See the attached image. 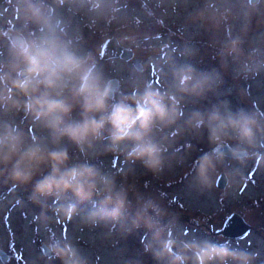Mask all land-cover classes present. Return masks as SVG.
<instances>
[{"label":"clouds","instance_id":"obj_1","mask_svg":"<svg viewBox=\"0 0 264 264\" xmlns=\"http://www.w3.org/2000/svg\"><path fill=\"white\" fill-rule=\"evenodd\" d=\"M13 7L19 19L0 37V177L29 189L42 227L50 213L76 221L90 246L147 236L138 252L113 244L114 264H144V256L153 264H264V242L249 248L189 232L164 198L139 187L141 174L159 178L188 163L191 155L175 150L181 135L208 145L186 185L199 192L211 190L217 175L231 187L264 153V114L233 106L224 87L226 76L234 83L264 78V0H152L154 14L189 34L162 62L115 0H14ZM68 9L145 59L127 75L117 61H101L78 39ZM193 29L207 39L216 66L194 62L201 49ZM150 63L159 87L145 75ZM210 97L214 103L200 106ZM111 157L123 167L101 164ZM31 264L95 260L79 240L53 233Z\"/></svg>","mask_w":264,"mask_h":264},{"label":"rangeland","instance_id":"obj_2","mask_svg":"<svg viewBox=\"0 0 264 264\" xmlns=\"http://www.w3.org/2000/svg\"><path fill=\"white\" fill-rule=\"evenodd\" d=\"M115 3L118 6V12H123L131 18V26L141 34L145 49L158 46L157 59L161 62L167 58L170 51L189 38V34H186L182 27H177L171 20L159 14H154L151 7L152 0H115ZM1 14L7 25H10V20L13 24L18 16L13 4ZM66 14L72 17V23L78 25L82 31V37L78 39H82L88 47L94 48L100 59L101 47L107 39L114 36L109 34L108 29L97 31L85 18L74 16L71 9H68ZM151 17L153 19H147ZM191 35H195V29L192 30ZM192 42L201 49L200 55L194 61L198 67L216 66L213 50L203 34L195 35ZM135 54L142 60L147 55L146 52L137 51ZM115 61L123 65L125 69L123 75H127V68L133 66L132 62ZM145 75L155 86L162 85L163 81L155 63L149 64ZM225 81L226 96L232 101L233 106L250 105L264 114V78L256 83L245 81L234 83L229 76H226ZM242 92L247 99L241 98ZM214 102L215 98L210 97L209 101L202 102L200 106H208ZM29 134H35V130ZM260 147L264 149L262 144ZM175 150L178 153L190 154L191 159L188 163L159 178L141 174L139 187L143 191L158 194L164 198L165 203L178 215L180 223L186 226L187 231L194 230L198 235L224 241L226 239L215 232L222 227L225 216L234 211L243 214L245 221L253 226L264 227V153L257 154V160L248 164L242 178H239L231 187L219 188L217 182L220 175H217L215 186L211 190L199 192L189 189L186 185L190 176L191 163L199 154L208 150L207 143L191 135H181L176 139ZM101 164L116 170L123 167L119 157L108 158L106 161H101ZM28 191L27 188L14 185L6 177H0V248L9 256L6 261L0 258V264H31L32 259L40 254L46 237L53 233L65 234L79 240L80 246L88 249L93 255L95 264H114L117 249L112 246L113 244L118 243L119 247L126 246L130 252H138L142 241L147 239L145 234L137 233L124 242L114 240L107 246L99 243L90 246L89 233H82L76 221L63 222L52 217L51 213L50 221L45 229L40 222L41 209L34 207L28 201ZM210 228L215 231L214 235ZM231 241L238 246L256 248L258 242H264V234L259 232L251 234L244 240ZM144 264H153L151 257L144 256Z\"/></svg>","mask_w":264,"mask_h":264},{"label":"water","instance_id":"obj_3","mask_svg":"<svg viewBox=\"0 0 264 264\" xmlns=\"http://www.w3.org/2000/svg\"><path fill=\"white\" fill-rule=\"evenodd\" d=\"M134 54L135 52L133 49H128L125 46H118L114 37L108 39L102 49V58L104 60L120 59L126 62L132 61L133 65H136L141 60L134 59ZM262 145L264 146V144ZM217 186L221 189H224L226 187V179L220 176L217 182ZM242 228L245 232H248L251 227L240 214L234 213L226 219L224 227L220 232H217V235L239 238L245 234L244 233L241 235L240 231ZM0 258L2 259V261H6L9 259L7 253L1 248Z\"/></svg>","mask_w":264,"mask_h":264},{"label":"flooded vegetation","instance_id":"obj_4","mask_svg":"<svg viewBox=\"0 0 264 264\" xmlns=\"http://www.w3.org/2000/svg\"><path fill=\"white\" fill-rule=\"evenodd\" d=\"M12 4H14V0H0V19L2 20L3 18H4V16L1 14V13H4V11H6L7 10V8H11L12 7ZM17 10L15 9V12H16ZM53 12H55V9H53ZM1 15H2V17H1ZM19 19V15L17 16V19L15 20V21H13L14 23H16V21ZM3 22H5V20L3 19L2 20ZM10 22V25H8V28L7 29H5V28H3V27H0V37H3L4 36V34L7 32V31H9V30H11V29H13L15 26H14V23L12 24V20H10L9 21ZM7 23V22H6ZM110 39V38H109ZM108 40V39H107ZM106 40V41H107ZM104 46V45H103ZM102 49H103V47H101V50H100V54H99V56H100V59L102 60V61H108V60H104L103 58H102ZM135 52V51H134ZM134 59H140L141 61H142V59L137 55V54H134ZM111 60H120V59H111ZM120 61H123V60H120ZM126 62V61H125ZM130 62H132V61H128V63H130ZM133 63V62H132ZM234 213H237V214H240L244 219H245V217H244V215L243 214H241V213H238V212H231L229 215H227V216H225V219H224V221H223V225H222V227L220 228V229H218L216 232L213 230V229H211L210 228V231H211V233H213V235L216 233L217 234V232L219 231H221L222 230V228L224 227V224H225V221H226V219L230 216V215H232V214H234ZM248 222V221H247ZM249 223V222H248ZM248 225H250V229H249V231L248 232H245L244 231V229L242 228L241 229V231H240V233H241V235L242 234H244L243 236H241V237H239V238H232V237H226V236H224V235H222L226 240H234V241H240V240H244L245 238H247V237H249L251 234H255V233H262V234H264V227H258V226H253L252 224H248ZM215 232V233H214Z\"/></svg>","mask_w":264,"mask_h":264}]
</instances>
